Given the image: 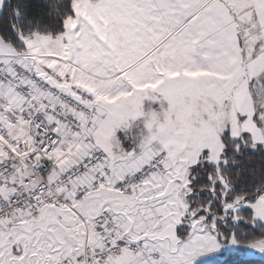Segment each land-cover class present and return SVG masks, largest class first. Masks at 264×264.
Here are the masks:
<instances>
[{
	"label": "snow or ice",
	"instance_id": "snow-or-ice-1",
	"mask_svg": "<svg viewBox=\"0 0 264 264\" xmlns=\"http://www.w3.org/2000/svg\"><path fill=\"white\" fill-rule=\"evenodd\" d=\"M264 264V0H0V264Z\"/></svg>",
	"mask_w": 264,
	"mask_h": 264
},
{
	"label": "rangeland",
	"instance_id": "rangeland-1",
	"mask_svg": "<svg viewBox=\"0 0 264 264\" xmlns=\"http://www.w3.org/2000/svg\"><path fill=\"white\" fill-rule=\"evenodd\" d=\"M217 264H241L236 253H222L217 258Z\"/></svg>",
	"mask_w": 264,
	"mask_h": 264
}]
</instances>
